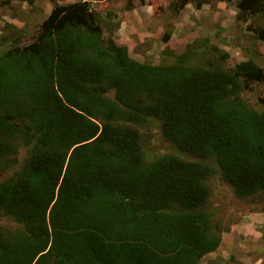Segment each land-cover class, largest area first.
<instances>
[{
    "label": "trees",
    "instance_id": "obj_1",
    "mask_svg": "<svg viewBox=\"0 0 264 264\" xmlns=\"http://www.w3.org/2000/svg\"><path fill=\"white\" fill-rule=\"evenodd\" d=\"M59 1L31 42L0 52V212L15 223L0 224V264H200L226 231L208 181L264 193V96L243 95L264 68L208 36L141 62L88 1ZM221 1L264 41V0ZM154 120L177 153L149 160Z\"/></svg>",
    "mask_w": 264,
    "mask_h": 264
},
{
    "label": "rangeland",
    "instance_id": "obj_2",
    "mask_svg": "<svg viewBox=\"0 0 264 264\" xmlns=\"http://www.w3.org/2000/svg\"><path fill=\"white\" fill-rule=\"evenodd\" d=\"M77 1L81 0L59 2L66 4ZM85 1L99 13L105 37L112 36L119 44L126 45L130 55L141 62L171 63L174 61V54L165 55V49L171 47L176 54L181 53L187 43L208 36L230 53L232 62L254 58L264 68V41L256 39L246 24L238 20L234 2L213 0L200 8L196 2H191L179 13H175L173 5L177 0ZM53 7L52 0H34L32 3L29 0H0V52L8 47L10 42H31ZM170 29L172 37L169 42H165L163 36ZM243 95L249 103L259 106L260 98L264 96V82L251 84ZM141 131L143 147L149 160L164 154L177 153L175 145L163 137L157 120L151 121ZM178 154L190 160H199L191 153ZM24 155L26 148L23 147L20 159ZM2 178L0 176V180ZM208 186L211 192L208 208L215 214L216 219L221 221L223 229H226L223 234L237 229L241 239L236 233L235 243H232L234 239L227 236L230 246H225L226 251L222 247L221 253L206 262L248 264L249 261L257 260L256 257L261 253V262L264 263V193L239 198L234 188L222 181L219 175L209 180ZM251 215L254 216L250 218ZM3 223L15 224L0 212V224ZM240 257L249 259L248 263L240 261Z\"/></svg>",
    "mask_w": 264,
    "mask_h": 264
},
{
    "label": "crops",
    "instance_id": "obj_3",
    "mask_svg": "<svg viewBox=\"0 0 264 264\" xmlns=\"http://www.w3.org/2000/svg\"><path fill=\"white\" fill-rule=\"evenodd\" d=\"M254 215H251L250 216V218L251 217H253ZM263 226V225H262ZM237 229H235V230H233V232H231V233H225V234H223V242H222V244H221V246L219 247V249L217 250V251H215V252H211V253H208L207 255H205L204 257H203V259L201 260V263L200 264H214L213 262L212 263H210V262H206V261H208V260H211L212 258H213V256L214 255H217L218 253H221V250L223 249L224 251H226V247L225 246H230V245H228V238H233L234 240L232 241V243H235V235H236V233H237V231H236ZM238 235H236V236H238L240 239H241V234L240 233H237ZM253 234V233H252ZM255 235H256V233H255ZM255 235H253V236H255ZM227 236H229L228 238H227ZM253 236H245V238H253ZM258 240V239H257ZM229 242H230V240H229ZM237 243V242H236ZM254 244H256L255 242H254ZM223 247V248H222ZM225 247V248H224ZM222 248V249H221ZM234 249V247L232 246V250ZM241 259H239L240 261H244V262H246V263H248L247 262V260L249 261V259H245L244 260V257H240ZM257 258V260L255 259L254 261H249L250 263H248V264H264L263 262H261V260H263V258H262V256H261V253H260V255H259V257H256ZM216 264H219V263H216Z\"/></svg>",
    "mask_w": 264,
    "mask_h": 264
}]
</instances>
